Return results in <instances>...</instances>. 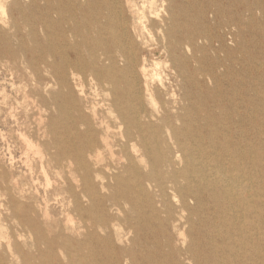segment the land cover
Instances as JSON below:
<instances>
[{
  "label": "bare ground",
  "instance_id": "1",
  "mask_svg": "<svg viewBox=\"0 0 264 264\" xmlns=\"http://www.w3.org/2000/svg\"><path fill=\"white\" fill-rule=\"evenodd\" d=\"M179 1L182 6L177 7L173 0H150L138 12L136 26L118 0H0L1 45L13 49L16 37L13 44L25 51L27 64L36 60L42 68H56L59 89L52 98L57 114L45 131L51 140L42 143L44 152L26 141L40 155L46 189L54 196L68 195L55 199L64 215L58 219L48 199L40 203L27 180L15 173L12 154L9 163H0V264H27L26 235H33L31 245L39 254L45 244L49 253L59 250L67 256L68 264H106L107 247L97 249L91 242L122 240L133 231V224L126 226L130 219L173 229L162 232L169 247L161 256L166 264H264V175L256 162H239L241 153L253 155L251 142L243 141L257 139V116L264 113L259 93L264 92L252 87L251 94V86L245 85L238 100L229 99L232 113L222 121L219 138L218 116L226 110L215 97L218 86H213L208 95L213 109L204 118L209 130L200 126L199 138L194 137L189 128L193 121L182 118L180 102L185 101L182 109L196 105L187 90L183 99L175 97L165 69L171 62L168 69L179 77L177 47L184 48L185 59L191 44L198 50L200 16L216 13L197 0ZM221 1L231 6L237 0ZM239 1L240 9H219V14L252 17L250 0ZM257 9L264 17V9ZM25 35L35 43L27 44ZM158 51L165 60L150 63L149 56ZM188 84L185 80L184 86ZM88 86L97 95L104 93L113 123L97 127L81 110L78 98ZM65 167L68 176L62 174ZM43 217L55 225L48 236L40 224ZM7 223L14 224L13 233ZM112 264H121L120 259Z\"/></svg>",
  "mask_w": 264,
  "mask_h": 264
},
{
  "label": "rangeland",
  "instance_id": "2",
  "mask_svg": "<svg viewBox=\"0 0 264 264\" xmlns=\"http://www.w3.org/2000/svg\"><path fill=\"white\" fill-rule=\"evenodd\" d=\"M97 1L101 3L102 0ZM149 1L118 0V7L122 5L127 20L139 26L137 14L142 10V6ZM197 1L201 8L212 10L216 15L210 13L206 16H200L198 50L191 44L192 50L187 53L186 60L183 57L184 48L177 47L174 57L176 58L175 63L179 77L171 74L168 68L172 64L169 62L168 68L165 69L169 75L166 76L165 81L169 89L175 93L177 99H181V97L183 99L184 90L190 93L191 100L196 106L182 109L185 103L182 100L180 102V113L182 118L188 119L190 122L193 121L189 128H191L190 132L194 137H198L200 126L204 130H209L208 127L204 126L206 114L213 109L211 98L208 96L209 90L212 91L213 86H218V93H215V97L218 98L221 109L226 110L224 115L218 116V129L220 130L218 137L221 138L224 132L221 127L222 121L229 113H232V108L228 106L229 99L238 100L245 85L251 86V94H254V89L256 92H264V17L257 9H264V2L263 0L249 1L250 7L255 13L252 17L248 13L247 16L244 15L241 18H231L230 15H220L218 10L228 7L238 10L240 9L239 0L233 2L231 6L221 0H213L212 3L202 0ZM173 4L179 7L182 3L179 0H173ZM14 12L16 14L17 10H14ZM176 15L177 23H181L182 15L178 16L177 9ZM163 16H168V14L164 13ZM188 22L190 27L191 22ZM176 29H179V27L177 26ZM39 33L38 31V35L41 37L43 34ZM152 36V39H157L155 32L152 33ZM31 38L26 37L25 42L33 45L35 41ZM16 41L17 38L12 37L11 43L13 46H11L13 49L11 47L6 48L0 43V163H9V156L12 154L15 157V173L21 174L27 180L32 187V193L39 198L40 203L45 202V198H47L51 211L56 214L55 217L64 219V215L60 213L61 204L55 200L59 196L52 195L51 189H46L45 175L40 167V155L34 152L36 148H29L26 141L27 138L44 152L46 148L42 143L51 140L52 136L45 135V131H47L51 119L56 117L57 114L52 98L53 93L59 89L56 68H42L36 63V60L32 65L27 64V60H24L25 51L13 44ZM194 54L197 58L191 59ZM36 55L37 51L34 52L33 56ZM155 59L163 61L165 56L161 51H158L156 55L149 56V62L151 63ZM185 80L190 81V84L186 87L184 86ZM85 92L83 97L78 98V103L87 118H90L91 121L94 119L97 127H100L99 122L109 121L113 123L114 119L108 116L105 102L102 101L104 93L100 92V95H97L89 86L86 87ZM259 94L264 99V95ZM63 100V98L60 99L61 102H65ZM188 102L186 101V104ZM262 106V109H264V102ZM218 110L216 108V111ZM257 119L259 122L256 123L254 128L257 139L243 141V145L251 142L254 156L241 153L239 162L248 166L252 165L253 161L256 162L258 173L264 175V113L258 115ZM192 142L194 146H197L195 138ZM200 143L204 145L201 140ZM231 143L234 144V142ZM49 148L51 152L54 151L51 147ZM67 171L68 169L65 167L62 174L68 176L69 172ZM49 177L53 181L57 179L53 169L49 172ZM78 178L80 179V177ZM105 193L109 194L110 191L105 190ZM67 196L63 194L59 198L62 199V197ZM156 205L157 208L160 207V204ZM128 208L129 206L127 210ZM147 212L149 211L146 209ZM43 218L40 224L43 227L44 235L48 236L52 233L50 230H54L55 225L53 221H47L46 217ZM74 222L78 223V219L75 217ZM7 224L10 227L9 231L13 233V230H15L14 224ZM131 224H133V231L127 232L126 237L122 240H107L104 245L92 241L91 246L93 245L97 249L107 247L108 253L103 256L106 264H112L116 259H120L121 264H166L167 259L161 256H163L164 251L169 250V247L166 246L162 232L173 233V229L169 227L166 230L160 223L153 220L152 227L143 222L137 224L135 219H130L129 224L126 226ZM196 228L197 225L193 230L194 232ZM124 232L126 234V231ZM151 232L155 234L152 235ZM67 235H70V233L67 232ZM26 238L28 244H23V254L27 258V264L69 263L68 257L61 254L59 250H54V254L49 253L45 244H41L42 252L39 254L35 246L31 245L34 242L33 235L31 238L26 235ZM13 239L17 240L15 237Z\"/></svg>",
  "mask_w": 264,
  "mask_h": 264
}]
</instances>
